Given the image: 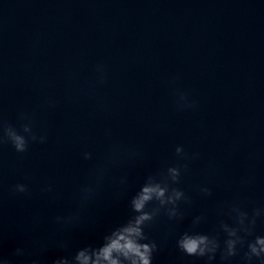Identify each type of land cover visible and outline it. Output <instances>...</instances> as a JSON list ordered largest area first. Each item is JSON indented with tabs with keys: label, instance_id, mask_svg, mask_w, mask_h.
Here are the masks:
<instances>
[{
	"label": "clouds",
	"instance_id": "clouds-1",
	"mask_svg": "<svg viewBox=\"0 0 264 264\" xmlns=\"http://www.w3.org/2000/svg\"><path fill=\"white\" fill-rule=\"evenodd\" d=\"M94 71L95 83L104 85L108 79L107 66L98 63ZM178 79L173 77L169 81L175 110H195L198 108L197 101L177 86ZM55 103L48 99L43 107L52 108ZM98 109H106L103 100L98 102ZM18 121L17 126L0 116V147L10 144L16 153L23 154L32 143H46L47 133L36 130L30 113H19ZM104 135L108 143L102 158L97 160L93 151L81 154L82 159L96 162L90 168L86 180L75 188L72 196L74 206L53 218L61 235L32 237L27 245L16 247L10 254L0 253V264H47L44 254L53 247L67 254L58 256L51 264H153L160 246L150 238L146 229L161 215L174 223L184 221L187 212L182 205L190 206L194 201L180 185L191 165L200 159V153L189 151L182 144L176 145L173 163L164 164L143 177L139 189L128 201L130 213L127 219L106 232L98 246L87 245L69 252L72 233L88 222L90 208L101 201L109 187L113 189V199L119 200L130 183V170L141 166L145 160L142 149L122 143L110 128L105 129ZM247 183L246 179L242 181V184ZM10 191L16 195H31L27 183H17ZM40 191L48 195L50 200L60 198L51 183L43 185ZM196 191L203 197L213 194L208 183L196 185ZM217 216L219 219L214 233L198 230L206 222V214L192 217L190 227L177 236L176 249L187 257L202 260L203 264H233L237 257L239 264H264V235L257 234L258 222L264 224V205L249 210L237 198L221 203L217 208ZM2 238L3 229L0 226Z\"/></svg>",
	"mask_w": 264,
	"mask_h": 264
}]
</instances>
